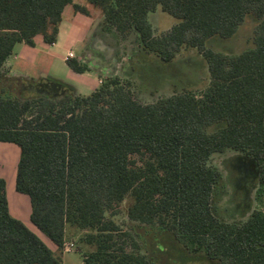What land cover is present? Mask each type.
Listing matches in <instances>:
<instances>
[{
  "label": "trees",
  "instance_id": "16d2710c",
  "mask_svg": "<svg viewBox=\"0 0 264 264\" xmlns=\"http://www.w3.org/2000/svg\"><path fill=\"white\" fill-rule=\"evenodd\" d=\"M87 2L101 10L103 32L136 33L144 52L136 61L168 63L195 49L208 83L149 103L118 76L102 77L87 95L50 77L19 81L10 93L1 78L14 45L33 46L38 34L52 44L66 5L88 10L74 0H0V141L18 146L15 188L30 199L31 222L57 246L10 215L0 178V264H64L67 227L83 231L81 264H155L114 220L125 200L129 220L162 227L188 252L219 264H264V212L255 208L239 223L215 216L221 172L209 164L226 149L253 158L256 197L264 193V0ZM157 7L178 20L158 34L147 21ZM240 25H250L251 47L230 54L207 45L230 40ZM66 64L89 70L75 57Z\"/></svg>",
  "mask_w": 264,
  "mask_h": 264
},
{
  "label": "rangeland",
  "instance_id": "374dc122",
  "mask_svg": "<svg viewBox=\"0 0 264 264\" xmlns=\"http://www.w3.org/2000/svg\"><path fill=\"white\" fill-rule=\"evenodd\" d=\"M84 5L95 17L93 27L98 30L104 43L114 50L118 65L109 64L116 76L128 79L134 99L141 103H149L159 97L168 96L173 90L182 88L202 89L208 83L206 62L195 49L183 48L172 62L164 63L150 59H140L130 74V64L136 62L135 53L142 52L138 37L134 31H129L123 37L101 30V10L87 0H75ZM65 9L63 18L66 16ZM82 13V12H81ZM85 14V13H84ZM100 19V22L98 21ZM152 28L156 34L169 29L178 20L158 8L151 16ZM250 25H240L228 41L218 37L211 38L207 45L214 51L237 54L251 47ZM78 51V49H77ZM131 59V60H130ZM103 61V59H98ZM120 67H123L121 72ZM64 64L56 65L57 74L64 75ZM108 75V74H107ZM104 77V75L102 76ZM54 79V78H53ZM211 166L221 172V179L215 184L211 201V209L215 216L227 222L239 223L246 220L253 209L264 212V193L256 197L259 187L258 169L253 158L233 150L226 149L211 154ZM129 200L122 202L114 220L123 230L131 231L155 264H219L207 258L202 252L184 250L172 237L171 233L157 225H143L128 219L126 209ZM83 231L70 229L65 245L72 243L71 249L76 251L75 261H79L88 247L79 243ZM64 251V248L62 249Z\"/></svg>",
  "mask_w": 264,
  "mask_h": 264
},
{
  "label": "crops",
  "instance_id": "0c3cea01",
  "mask_svg": "<svg viewBox=\"0 0 264 264\" xmlns=\"http://www.w3.org/2000/svg\"><path fill=\"white\" fill-rule=\"evenodd\" d=\"M74 2L76 1L74 0ZM65 9H67V14L63 18ZM155 11L149 12L147 15V21L151 27V16ZM102 17L101 12L100 18L102 19ZM94 21L95 17L92 12H88V14L75 12L72 5H66L62 12V19L54 43H45L42 36L38 34L34 36L33 46H29L24 42H18L14 45L12 53L4 63L6 72L1 78L2 87L10 93H15V86L19 81L50 77L68 84L75 94L87 95L98 88L99 80L102 79L103 75L116 76L113 72L114 69L109 66L112 63L113 66L119 64L114 56V50L104 43L96 26L93 27ZM98 21L100 22V19ZM114 35H117L118 38L123 36L117 32ZM69 51L74 53L75 58L86 62L89 70L82 73L72 71L65 60V56ZM98 59H103V61L99 62ZM138 61L134 64L129 62L130 74H133L135 65L139 63ZM59 62L64 64L63 73L65 77L57 74L55 67ZM123 69V67H120L121 72ZM18 159V146L11 142L0 141V178L5 182L8 211L11 216L20 220L51 250L55 251L57 246L30 220L31 203L28 195L18 192L15 188ZM70 229L66 228L64 243ZM75 254L76 251L73 249L62 250L63 263L81 264L83 256L76 262Z\"/></svg>",
  "mask_w": 264,
  "mask_h": 264
},
{
  "label": "built area",
  "instance_id": "2783aa9c",
  "mask_svg": "<svg viewBox=\"0 0 264 264\" xmlns=\"http://www.w3.org/2000/svg\"><path fill=\"white\" fill-rule=\"evenodd\" d=\"M72 57H74V53H73L72 51H69V52L66 54V56H65V60H67V59H69V58H72ZM101 82H102V80L100 79V80H99V84H101ZM64 244H65V243H63V248H64L65 250H70V249H71V247H72V243H70L68 246L65 245V247H64Z\"/></svg>",
  "mask_w": 264,
  "mask_h": 264
}]
</instances>
